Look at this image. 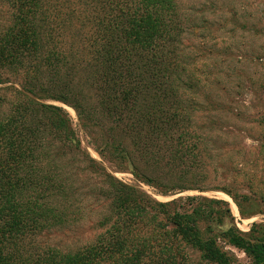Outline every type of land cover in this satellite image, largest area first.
I'll return each instance as SVG.
<instances>
[{
  "label": "trees",
  "instance_id": "obj_1",
  "mask_svg": "<svg viewBox=\"0 0 264 264\" xmlns=\"http://www.w3.org/2000/svg\"><path fill=\"white\" fill-rule=\"evenodd\" d=\"M3 1L0 85L10 98L0 99V264H239L232 249L264 264V224L241 232L223 200L159 202L111 173L129 172L160 195L206 191L192 183L219 137L193 118L219 109L199 101L204 80L184 75L186 49L196 50L184 37L198 28L186 26L177 0ZM47 102L73 109L107 166ZM244 165L224 168L236 179ZM213 190L249 218L240 203L251 195ZM83 223L99 233L63 247L48 238Z\"/></svg>",
  "mask_w": 264,
  "mask_h": 264
},
{
  "label": "rangeland",
  "instance_id": "obj_2",
  "mask_svg": "<svg viewBox=\"0 0 264 264\" xmlns=\"http://www.w3.org/2000/svg\"><path fill=\"white\" fill-rule=\"evenodd\" d=\"M177 9L186 19V26L198 28L184 37L187 50L183 61L185 76L193 73L200 82L196 88L199 101L211 99L219 111L195 112L194 121L208 126L219 143L212 151V158L201 160L200 166L207 169L203 178H198L194 186L206 191L190 189L175 191L169 195L157 194L154 189L138 182L129 172L110 171L119 181L137 185L159 202H167L186 196L215 198L228 203L235 225L241 232H248L252 223L264 224V152L253 150L264 145V0H177ZM6 2L0 0V30L8 17ZM193 30V29H191ZM8 80L18 82V76H8ZM200 78V79H199ZM195 85V81H192ZM0 85V99L7 97L8 91ZM189 86L186 93L190 94ZM60 106L70 118L81 146L88 156L102 163L93 150L88 137L80 129L72 108L58 102H47ZM225 107L229 108L228 110ZM208 118L214 124L208 123ZM241 142L246 146L240 149ZM227 155H225V151ZM222 156H228L223 158ZM237 162H245L244 170L234 179L224 168ZM107 166L106 163H102ZM111 170V169H109ZM250 185V187H246ZM222 187L231 192L251 195V201H242L241 209L249 218H241L238 208L224 192L213 190ZM99 230L91 229L86 223L78 224L63 232L49 235V239L63 247V243H82L93 239ZM239 264H250L241 250L232 249Z\"/></svg>",
  "mask_w": 264,
  "mask_h": 264
}]
</instances>
